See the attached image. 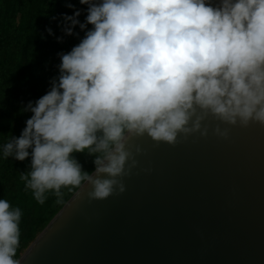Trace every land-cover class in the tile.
<instances>
[{"label":"clouds","instance_id":"clouds-1","mask_svg":"<svg viewBox=\"0 0 264 264\" xmlns=\"http://www.w3.org/2000/svg\"><path fill=\"white\" fill-rule=\"evenodd\" d=\"M79 2L85 22L67 3L74 14L62 15V30L72 36L79 26L84 37L58 54L59 75L22 109L32 115L20 137L2 146L4 159L31 158L20 180L39 204L50 191L59 203L62 188L85 184L90 201L123 194L141 155L132 138L175 146L178 137H206L209 117L222 139L232 126H264V0ZM85 152L92 172L73 156ZM22 215L0 199V264H21Z\"/></svg>","mask_w":264,"mask_h":264},{"label":"water","instance_id":"water-1","mask_svg":"<svg viewBox=\"0 0 264 264\" xmlns=\"http://www.w3.org/2000/svg\"><path fill=\"white\" fill-rule=\"evenodd\" d=\"M205 123L175 146L130 139L141 155L125 192L90 201L79 188L21 264H264V126L222 139Z\"/></svg>","mask_w":264,"mask_h":264},{"label":"trees","instance_id":"trees-1","mask_svg":"<svg viewBox=\"0 0 264 264\" xmlns=\"http://www.w3.org/2000/svg\"><path fill=\"white\" fill-rule=\"evenodd\" d=\"M67 3L81 10L78 19L84 23L88 6L79 0H0V199H7L23 213L19 259L79 189L62 188L64 195L59 203L50 191L45 203L39 204L20 180V174L29 170L31 158L21 162L2 155L3 144L12 136L20 137L32 115L22 109L45 95L50 81L59 75L58 54L70 52L85 35L79 26L73 30L78 35L64 34L62 15L74 14V9L65 6ZM91 27L88 25V29ZM48 28L53 35L48 34ZM57 37H62V42ZM73 156L83 171L94 170V158L86 152Z\"/></svg>","mask_w":264,"mask_h":264}]
</instances>
